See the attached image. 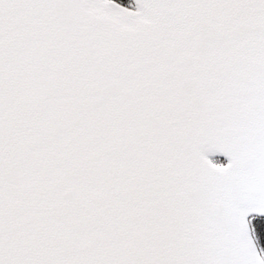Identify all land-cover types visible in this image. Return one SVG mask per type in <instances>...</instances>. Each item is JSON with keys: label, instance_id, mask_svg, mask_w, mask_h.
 <instances>
[{"label": "snow or ice", "instance_id": "6c2138e0", "mask_svg": "<svg viewBox=\"0 0 264 264\" xmlns=\"http://www.w3.org/2000/svg\"><path fill=\"white\" fill-rule=\"evenodd\" d=\"M0 264H264V0H0Z\"/></svg>", "mask_w": 264, "mask_h": 264}]
</instances>
